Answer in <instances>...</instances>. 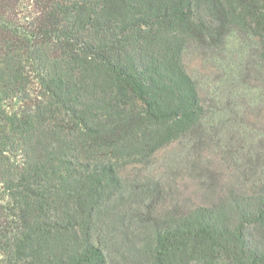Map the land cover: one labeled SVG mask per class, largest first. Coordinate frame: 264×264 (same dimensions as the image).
Listing matches in <instances>:
<instances>
[{"label": "trees", "instance_id": "1", "mask_svg": "<svg viewBox=\"0 0 264 264\" xmlns=\"http://www.w3.org/2000/svg\"><path fill=\"white\" fill-rule=\"evenodd\" d=\"M232 32L264 68V0H0V264H264V173L182 211L129 170L210 134L184 54Z\"/></svg>", "mask_w": 264, "mask_h": 264}, {"label": "rangeland", "instance_id": "2", "mask_svg": "<svg viewBox=\"0 0 264 264\" xmlns=\"http://www.w3.org/2000/svg\"><path fill=\"white\" fill-rule=\"evenodd\" d=\"M253 40L232 32L222 50H186V69L213 117L210 134L175 141L147 164L129 166L161 181L166 205L185 211L207 204L228 188H250L264 173V68Z\"/></svg>", "mask_w": 264, "mask_h": 264}]
</instances>
